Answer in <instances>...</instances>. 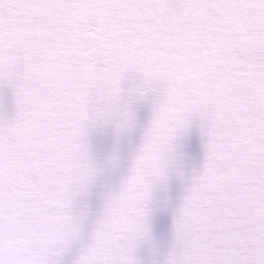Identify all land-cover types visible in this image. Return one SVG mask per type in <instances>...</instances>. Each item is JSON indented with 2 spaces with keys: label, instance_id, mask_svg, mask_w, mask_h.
<instances>
[{
  "label": "snow or ice",
  "instance_id": "1",
  "mask_svg": "<svg viewBox=\"0 0 264 264\" xmlns=\"http://www.w3.org/2000/svg\"><path fill=\"white\" fill-rule=\"evenodd\" d=\"M0 264H264V0H0Z\"/></svg>",
  "mask_w": 264,
  "mask_h": 264
},
{
  "label": "water",
  "instance_id": "2",
  "mask_svg": "<svg viewBox=\"0 0 264 264\" xmlns=\"http://www.w3.org/2000/svg\"><path fill=\"white\" fill-rule=\"evenodd\" d=\"M86 216V214H85ZM84 226H85V233H84V240L81 242V243H84L86 242L87 240V229H88V224H87V219L85 218L84 220ZM144 246H145V252H147L148 248L151 247V244L148 240H145L144 241ZM80 247L81 245L80 244H77L75 245L71 250H70V253H69V256H68V259L71 261L72 259L75 258L76 255H78L79 253V250H80Z\"/></svg>",
  "mask_w": 264,
  "mask_h": 264
}]
</instances>
